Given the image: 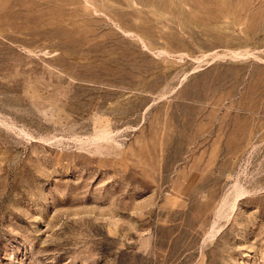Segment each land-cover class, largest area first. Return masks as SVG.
I'll use <instances>...</instances> for the list:
<instances>
[{"label": "rangeland", "instance_id": "obj_1", "mask_svg": "<svg viewBox=\"0 0 264 264\" xmlns=\"http://www.w3.org/2000/svg\"><path fill=\"white\" fill-rule=\"evenodd\" d=\"M0 264H264V0H0Z\"/></svg>", "mask_w": 264, "mask_h": 264}]
</instances>
